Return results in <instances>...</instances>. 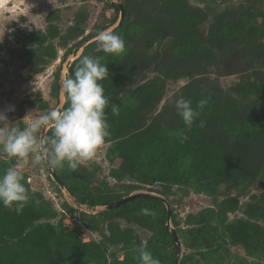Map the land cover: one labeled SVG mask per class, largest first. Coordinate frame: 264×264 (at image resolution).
<instances>
[{
    "label": "rangeland",
    "instance_id": "obj_1",
    "mask_svg": "<svg viewBox=\"0 0 264 264\" xmlns=\"http://www.w3.org/2000/svg\"><path fill=\"white\" fill-rule=\"evenodd\" d=\"M113 1L130 11L112 30L125 41L119 56L96 41L97 30L119 19ZM84 55L111 59L101 83L120 114L106 108L109 135L94 157L60 170L97 205L68 196L48 166L30 164L24 183L38 219L19 236L2 233L0 244L15 252L29 230L44 226L52 232L49 260L18 264H138L141 242L161 264L180 250L179 264H264V132L253 122L245 129L247 114L264 108V0H0V110L14 106L9 124L23 127L29 113L57 109L69 64ZM180 97L194 108L209 100L183 143L175 135L185 129ZM225 108L235 115L224 118ZM143 138V157L156 150L164 160L147 181L125 159ZM13 164L0 153V173ZM136 192L170 203L180 249L163 235L160 209L142 222L130 220L135 211L105 212V201Z\"/></svg>",
    "mask_w": 264,
    "mask_h": 264
},
{
    "label": "clouds",
    "instance_id": "obj_2",
    "mask_svg": "<svg viewBox=\"0 0 264 264\" xmlns=\"http://www.w3.org/2000/svg\"><path fill=\"white\" fill-rule=\"evenodd\" d=\"M97 47L105 53L119 56L125 50L124 39L111 29L97 30ZM109 73L107 64L100 57L84 55L75 65L74 74L62 82L67 97V107L51 108L47 113L32 118L26 115L19 125H10L8 111L14 106L0 110V153L14 159L13 166L0 173V204L20 213L30 197L25 186V169L30 164L63 168L67 164L76 170L84 161L94 157L97 148L109 135L106 108L119 116L120 108L111 103L101 83ZM36 91V87L33 89ZM207 98L200 99L196 107L184 97L176 100L175 107L185 129L175 134L180 143L187 141L190 130L201 112L208 105ZM200 127L205 121L200 120ZM51 128V135H42V130ZM144 215H154L142 208ZM138 264H161L147 246L141 242L135 249Z\"/></svg>",
    "mask_w": 264,
    "mask_h": 264
},
{
    "label": "trees",
    "instance_id": "obj_3",
    "mask_svg": "<svg viewBox=\"0 0 264 264\" xmlns=\"http://www.w3.org/2000/svg\"><path fill=\"white\" fill-rule=\"evenodd\" d=\"M116 8L117 13L120 12V7L118 5H112ZM117 14V15H118ZM130 15V11L125 8V17H128ZM116 21V19H115ZM123 25V23H121ZM180 27H183L184 24L182 21L179 23ZM179 28V27H178ZM83 41V40H82ZM81 41V42H82ZM80 42V43H81ZM81 44H77L72 52L69 54H77ZM69 54L65 55V59L68 57ZM79 58H75L72 63L69 64L68 70H69V76H72L74 74V68L75 65L78 63ZM111 59H109L106 64L110 65ZM118 66V67H116ZM113 65L114 71L119 73H127L128 69L119 66V65ZM67 107V101L65 103L64 108ZM232 109L233 114L235 115V110L233 108H225L222 109L220 112L221 115L227 116L226 113L230 112ZM261 112L257 113L256 110H254V113H248L247 116L249 120L246 122L245 129H247V126L250 125V123L255 124V129L258 127L259 129L264 132V108H260ZM217 113V114H218ZM122 116L126 119L125 123L128 121V117L126 118V115L122 114ZM203 116V112H201L200 117ZM217 116V115H216ZM47 135H51V129L48 131ZM148 140L146 141V138H143L141 142L138 143L136 147H133L132 152L130 155L132 157H135V159L132 161L129 157L125 156V159L128 163V165L134 164V169L142 171L146 173V177H141L140 179L142 181H147L145 179L152 177V170H155L156 165H162L164 164V160L162 159V156H159L158 152L155 150V152L151 156L143 157L144 149L147 145ZM145 155V153H144ZM147 163L152 164V167L147 168ZM225 169V167L223 168ZM58 176L62 179V181L67 185L71 195L80 203L87 204L88 206H95L97 205V200L92 197L90 193H86L85 195L82 194V187L79 181H75L73 183H69L68 177L61 172L60 168H55ZM149 170V171H148ZM195 170V169H194ZM194 172V171H193ZM192 172V173H193ZM190 172L189 175H192ZM188 175V176H189ZM181 176L188 177L187 173H181ZM83 185V184H82ZM115 201V200H114ZM106 203H111L113 201H105ZM105 203V204H106ZM142 208H148L151 212H155L156 210L160 209L161 216H159V221L162 222L163 225V235L168 237L170 241L175 245L177 248V244L175 243V240L173 238L172 233L170 232V229L167 225V219H168V212L167 207L164 202V200L158 196L150 195V194H138L135 198L120 204L118 206H115L113 208H110L106 210L108 211H116V212H128V211H135L134 214L130 217V220H136V221H144L143 219L151 218L153 215H144L141 213ZM3 214V218L0 216V235L2 236L6 234L7 232L11 235L19 236L22 232L28 230L29 226L35 222L38 219L39 216V209L37 206H34L32 203H27L26 206L23 208V210L20 213H17L14 210H8V208H5L2 204H0V215ZM174 217V213H173ZM41 226V225H38ZM52 234V232L49 231V228L37 227L34 230H29L26 236L28 237L21 246L17 247V249L12 250L15 252H11L8 249L4 248L5 246H2L0 244V264H18L17 260L23 259V260H31L33 258H37V260H41L43 262L48 261V257L51 254L50 246L47 241H49V235ZM60 247V246H59ZM177 252H175L172 256V258L169 261V264H174L176 259ZM128 260H130L128 256Z\"/></svg>",
    "mask_w": 264,
    "mask_h": 264
},
{
    "label": "water",
    "instance_id": "obj_4",
    "mask_svg": "<svg viewBox=\"0 0 264 264\" xmlns=\"http://www.w3.org/2000/svg\"><path fill=\"white\" fill-rule=\"evenodd\" d=\"M113 3H116V4L120 7V16H119V19H118V20H117V21H116V22H115V23L109 28V29H111V30H113V29L117 28L119 25H121V23L123 22L124 17H125V7H124V5L122 4V2H120V1H118V2L113 1ZM85 42H86V41H85ZM85 42L81 44V47L84 46ZM66 101H67V97H66V94H65V92H64V90H63L62 98H61V100H60V104H59V106H58L57 109L62 110V109L64 108V106H65ZM48 130H49V129H47L46 131H45V130H42V133H41V134L47 136V134H48ZM48 168H49V171H50V174H51L52 178H53V179L55 180V182L60 186V188H61L62 190H64V192H65L68 196H72L71 193H70V191H69V189H68V187H67V185H66V184L62 181V179L58 176V174H57L55 168H51V167H48ZM141 193H143V194L155 195V196H158V197H160V198H162V199L164 200V202H165V204H166V207H167V212H168L167 225H168V227H169V229H170V232H171L172 235H173L174 240L176 241V243H177V245H178V247H179V249H180V247H181V242H180V240H179L178 233H177L176 229H175L173 226H171V224H170L171 219H172V209H171V205H170V203H169L164 197H161V196H159V195H156V194H154V193H150V192H136V193H132V194H129V195H127V196H124L123 198L117 199V200H115V201H113V202H111V203H108V204L105 205V207H106L107 209L113 208V207H115V206H118V205H120V204H123V203H125V202H127V201H129V200H131V199H133V198H135L138 194H141ZM180 257H181V250L178 252V255H177V257H176V260H175V263H174V264H179Z\"/></svg>",
    "mask_w": 264,
    "mask_h": 264
}]
</instances>
